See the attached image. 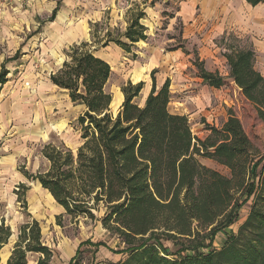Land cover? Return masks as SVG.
Here are the masks:
<instances>
[{
  "label": "trees",
  "instance_id": "1",
  "mask_svg": "<svg viewBox=\"0 0 264 264\" xmlns=\"http://www.w3.org/2000/svg\"><path fill=\"white\" fill-rule=\"evenodd\" d=\"M245 1L264 5V0ZM143 16L136 7L123 32L105 21L91 23L90 43L69 46L50 81L83 107L77 119L81 143L71 149L62 142H46L39 150L44 165L33 174L20 170L37 181L66 215L98 219L126 245L123 259L113 262L90 256L87 264H264V154L233 113L220 128L208 126V135L200 139L192 133L187 116L169 111V81L157 89L153 76L142 105L136 99L143 82L128 81L121 86L119 110L115 115L109 111L106 84L111 68L91 47L114 43L131 52L136 42L146 39L140 23ZM227 49L224 56L231 80L264 119V77L253 66V51L233 45ZM195 66L205 84L224 85L223 77L206 71L202 63L196 60ZM6 74L5 69L0 71V86ZM198 157L226 167L229 175L202 165ZM248 200V214L236 233L219 248L203 245L206 251L196 250L202 231L227 227ZM101 209L102 216L96 217L94 212ZM10 235L1 221L0 250ZM161 240L195 247L190 255L184 254L185 247L170 253ZM85 245L92 244L79 243L68 264H82ZM28 254L37 256V264H51L52 250L43 243L36 220L19 226L5 264H28Z\"/></svg>",
  "mask_w": 264,
  "mask_h": 264
},
{
  "label": "rangeland",
  "instance_id": "2",
  "mask_svg": "<svg viewBox=\"0 0 264 264\" xmlns=\"http://www.w3.org/2000/svg\"><path fill=\"white\" fill-rule=\"evenodd\" d=\"M180 1L171 0V4L167 7L160 1V8L172 15L176 12ZM238 2L244 9L241 15L232 16L231 13L232 37L229 36L231 39L229 40L227 36L225 44L233 45L237 49H251L254 53L253 66L264 77V7L262 5L251 7L245 4L244 0ZM127 5L128 3L123 1L119 6ZM104 12V17L106 15L109 19L105 23L111 27H119V24L115 25L110 21V11ZM48 17L44 16L43 19L36 20L40 22L39 26L25 19L22 22L21 19L18 20L15 12L8 11L5 5H0V71L6 69L8 72L6 83L0 86V222L3 221L11 232L1 253H11L21 224L36 220L43 243L52 250L51 264H68L70 257L75 255L79 243L84 241H89L92 245L83 247L86 251L83 254L82 264H87L90 256L97 260H120L126 256V245L116 234L104 229L98 219L92 220L81 216L73 219L66 215L63 208L46 190L37 187V181L27 179L20 170L22 168L33 174L44 165L39 150L46 142H62L71 149H75L81 143L77 119L82 115L83 107L73 104L67 93L55 87L49 78L60 68L58 65L61 66L66 59L68 47L61 45L54 31L47 27ZM74 21L71 19L68 26ZM167 24L166 19L160 24L161 29L157 30L153 37L133 46L131 50L134 53L126 54L121 49L117 52L114 48L104 50L98 47L99 54L108 58L111 68L106 90L114 98L109 107V111L114 115L123 102L121 86L131 81L129 79L136 82L137 78L142 77V73L136 75V72L141 69L145 71V68L136 69L133 78L132 69L136 64L146 60L148 49L155 44H162L161 42L164 43L162 44L164 50L172 48L177 43L185 44L179 35L181 22L174 21L173 29L169 31L166 30ZM33 27L36 29L34 30ZM168 37L172 40L166 41ZM90 41L88 37L87 42ZM218 42H220L219 38L216 40V43ZM185 48L190 52L191 64L194 56H198V50L195 45H187ZM224 66L222 73L229 70L226 65ZM190 67L192 69L188 67V70L196 74L197 70L194 66ZM223 79L224 85L231 90V103L228 100L226 104L223 103V111L209 121L204 114L192 115V110L186 114V108L184 115H189L187 118L192 133L200 139L205 138L209 133L208 126L220 128L224 123L225 114L231 112L239 119L254 147L260 155H263L264 119L259 117L254 107L238 89L230 84L229 75L224 76ZM147 82L150 84V75L147 77ZM144 92L143 89L136 99L140 105L144 102ZM173 93L171 92L169 111L182 112L184 106L177 103L179 94ZM208 102H212V95H209ZM201 110H208V106ZM198 160L206 167L223 175H229L226 167L209 158L198 157ZM249 205L250 200L243 203L237 210V216L227 227L214 232H211L210 228L202 231L204 237L200 238V245H197L196 250L206 251L203 245L219 248L226 237L237 232L248 214ZM94 214L96 217H101L103 210ZM60 215L62 217L58 219ZM97 243L102 245L93 246ZM160 243L170 253L185 247L184 254L190 255L195 247H190L188 243L174 245L175 242L164 240ZM170 257L175 256L170 255ZM36 259V255L28 254V264H37Z\"/></svg>",
  "mask_w": 264,
  "mask_h": 264
},
{
  "label": "crops",
  "instance_id": "3",
  "mask_svg": "<svg viewBox=\"0 0 264 264\" xmlns=\"http://www.w3.org/2000/svg\"><path fill=\"white\" fill-rule=\"evenodd\" d=\"M123 1L128 3V5L120 7L119 5ZM160 1L166 7L171 4V0H12L8 4H5V7H7L8 11L15 12L18 15V20L21 19L23 22L25 19L38 26L40 22H36V20L39 18L43 19L44 16L48 17L49 15L48 20L46 19L48 21L46 22L48 24L47 27L54 31L61 41L60 44L68 48L74 43L87 41V38L90 37L91 23L101 20H107L108 22V17L106 15L104 17L105 10L110 11V21H113L115 25L119 24V27H111L107 23L108 26L111 29L119 28L121 32L125 30L130 13L136 10V7L144 13V16L140 19V23L145 27L144 33L146 39L136 42L134 46L138 43H144L143 41L153 37L154 33L161 29L160 24L164 20L167 19L168 22L167 31L173 29L174 21L179 20L181 22L179 35H181V39L185 41V44L177 43L168 50H164L163 42H161L162 44H155V46L150 47L146 60L136 64L132 69L131 76L133 78L136 69L140 67L145 68V71L141 69V71L136 72V75L142 73V77L137 78L136 82L132 79L129 80H131V83L143 82L141 91L143 89L145 91L144 101L152 87V76L157 89L168 80L170 99L172 98L171 92H174L173 94L178 93L179 98L177 103L184 106L181 109L182 112L179 111L176 114L184 115V111L187 108L189 111L186 109V114L192 110V115L204 114L209 121V119L215 118L217 114L223 111V103L226 104L227 100L231 103V90L225 85H222L220 88H214L205 84L198 76L195 61L197 60L199 63H202L203 68L208 72L216 73L221 77L229 75V70L222 73V69L225 67L224 65L229 68L224 53L228 51L227 48L229 46L225 44L227 36L229 40H231L229 36L232 37L233 18L231 19V13L232 16L241 15L244 8H242L243 6L238 0H181L176 12L169 15L160 8ZM244 2L251 7L259 5L264 7L263 4L252 6L245 0ZM71 19L75 21L68 26ZM33 28L34 30L36 29V27ZM171 37L173 36L171 35ZM218 38L220 39V42H218L220 44L216 43ZM171 40L172 38H166V41ZM187 45H195L198 50L199 57L195 55L191 64L189 60L190 52L185 48ZM91 48L94 49V53L98 57L109 64L108 58L103 54H99L98 48L96 50L94 46ZM99 48L104 50L114 48L117 52L121 49L114 43H109ZM122 51L126 54L134 53L132 50L131 52ZM191 65L197 70L196 74L194 72L192 74L188 70V67L192 69ZM58 67H61L60 64ZM149 75L150 84L147 82ZM231 83L238 89L232 80ZM209 95H212V102H208ZM205 106H208V110H201ZM227 117L228 114L226 113L224 122L227 120ZM112 261L116 262L118 260Z\"/></svg>",
  "mask_w": 264,
  "mask_h": 264
},
{
  "label": "bare ground",
  "instance_id": "4",
  "mask_svg": "<svg viewBox=\"0 0 264 264\" xmlns=\"http://www.w3.org/2000/svg\"><path fill=\"white\" fill-rule=\"evenodd\" d=\"M37 187L38 188H41L39 183H37ZM8 256H9V253L8 252H4V253L3 252L2 253L0 252L1 262L4 263L6 261V259L8 258Z\"/></svg>",
  "mask_w": 264,
  "mask_h": 264
},
{
  "label": "built area",
  "instance_id": "5",
  "mask_svg": "<svg viewBox=\"0 0 264 264\" xmlns=\"http://www.w3.org/2000/svg\"><path fill=\"white\" fill-rule=\"evenodd\" d=\"M12 0H0V5H5L11 2Z\"/></svg>",
  "mask_w": 264,
  "mask_h": 264
},
{
  "label": "water",
  "instance_id": "6",
  "mask_svg": "<svg viewBox=\"0 0 264 264\" xmlns=\"http://www.w3.org/2000/svg\"><path fill=\"white\" fill-rule=\"evenodd\" d=\"M113 99H114V98L111 97V101H110L109 107L111 106V102H112ZM109 107H108V108H109ZM0 252H1V250H0Z\"/></svg>",
  "mask_w": 264,
  "mask_h": 264
}]
</instances>
